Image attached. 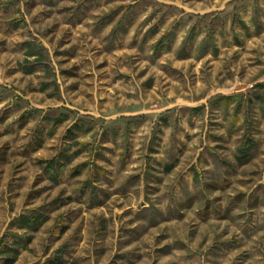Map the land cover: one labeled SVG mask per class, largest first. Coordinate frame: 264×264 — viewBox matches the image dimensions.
Masks as SVG:
<instances>
[{"label":"rangeland","instance_id":"374dc122","mask_svg":"<svg viewBox=\"0 0 264 264\" xmlns=\"http://www.w3.org/2000/svg\"><path fill=\"white\" fill-rule=\"evenodd\" d=\"M0 264H264V0H0Z\"/></svg>","mask_w":264,"mask_h":264}]
</instances>
